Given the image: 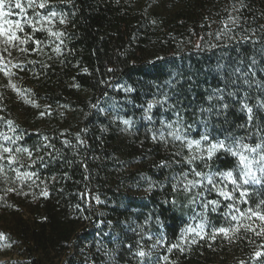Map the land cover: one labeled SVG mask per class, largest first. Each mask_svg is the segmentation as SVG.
I'll return each mask as SVG.
<instances>
[{"label":"trees","instance_id":"1","mask_svg":"<svg viewBox=\"0 0 264 264\" xmlns=\"http://www.w3.org/2000/svg\"><path fill=\"white\" fill-rule=\"evenodd\" d=\"M33 11L58 17L37 24L35 32L25 24L17 35L31 36L26 44L13 47L0 37V55L22 66L9 65V76L0 71V132L12 135L5 121L13 122L22 137L18 146L32 155L17 153L11 168L36 173L20 183L5 161L7 180L0 175V233L18 255L11 264H264L253 258L264 251V234H256L264 221H232L226 213H239L222 198L217 211L205 213L203 237L188 234L181 241V229L200 222L203 209L190 200L204 190L173 191V177L188 170L183 157L189 152L178 141L152 138L161 121H175L179 112L192 139H199L207 120L213 136L260 142L264 109L257 101H264V88L253 81L264 84V0H50L48 9H28L27 15ZM129 87L133 91L126 92ZM217 89L229 108L203 113L218 103L208 99ZM165 95L152 120L145 119L147 102ZM241 102L253 107L255 127L247 124ZM235 163L220 153L212 167ZM250 192L247 203L235 201L242 212L264 200V185ZM204 196L218 198L215 192ZM237 223L255 231L242 227L228 238L212 237L213 228ZM174 244L184 250L169 252ZM141 248L148 254L143 258L136 255Z\"/></svg>","mask_w":264,"mask_h":264},{"label":"snow or ice","instance_id":"2","mask_svg":"<svg viewBox=\"0 0 264 264\" xmlns=\"http://www.w3.org/2000/svg\"><path fill=\"white\" fill-rule=\"evenodd\" d=\"M50 7V0H0V37L4 38V43L6 45L16 46L15 42L19 41L20 44L28 43V40L32 39L31 36H28L26 39H21L17 32H23L24 25L27 24L33 28V32L40 29L36 28L37 24H41L43 27V22H52L54 18L58 17V13L55 11L47 12V15H44L38 11H33V15L30 17L27 15L28 9H48ZM13 9H18V12H13ZM13 14L23 17V19H9ZM38 17V19H36ZM60 22L64 23V19L60 18ZM50 34L56 36L57 38L62 33L51 32ZM39 45V41H34ZM62 43V42H61ZM58 53L60 51L59 45L55 49ZM7 47L4 48V52H7ZM26 51V49H22ZM10 55V53H9ZM255 64V61H253ZM9 65L13 68L22 67L19 64H11V61H5L3 55H0V71H3L6 76L11 75ZM236 71H240L237 69ZM249 72H252V67L249 66ZM243 75H247L244 73ZM254 76L255 73L252 72ZM257 84L258 87L264 88V84H261L258 81H253ZM11 83V81H10ZM245 84L251 86L249 80H244ZM12 87L15 89V85ZM19 91L18 89H16ZM126 92L133 91L131 87L124 89ZM30 91V90H29ZM229 97H234L237 95L236 92L227 93ZM168 97L165 95L163 100H150L147 102L146 107L144 108L145 119L151 121L152 116L151 112L154 107L158 104H163L167 101ZM209 101L216 99L217 104L212 105L207 109H202L203 113H213L216 112L217 115L224 114L229 105L224 103L223 90L217 89L213 95L208 97ZM26 103L34 104V101L26 100ZM37 106L38 105H34ZM47 107V106H46ZM173 107V105H169ZM241 111L246 113L247 124L253 125L254 120L257 119L256 114L254 113L253 107H250L247 103H240ZM257 108L264 109V101H257ZM46 113H41V116ZM177 119L175 121H161V129L159 130V135H153V140H159L164 143L169 142V138L173 142H180L182 149H187L189 152L188 156L183 157V165L188 166L187 171H183L177 177H173L177 181L173 185V191H177L181 186L183 190L187 193H191L193 189L202 188L204 191L196 192L192 196L190 203L197 204L199 203L200 207L203 209L197 216L200 218V222L195 226L188 225L186 228L181 229V241H184L185 236L188 234H194L195 236H200L201 238L204 235V230L208 226L206 224L207 217L205 213L207 211L215 212L217 211L219 204L222 198L225 201H232V203L227 204L228 209H234L235 212L239 213V216L232 215L230 212L226 215L231 216L232 221H239L241 217H246L251 220L252 217H257L259 220L264 221V200L260 201L255 208H248L246 211H241L235 205V201L240 200L244 203H247L248 197L251 195L250 186L253 185H264V136L260 137V142L256 143L255 146L245 143L244 137H236L232 133H228L224 136L223 139L219 136H213L212 132L209 129L207 120H202L201 123L204 125V131L200 134L199 139H192L190 137L191 126L185 127L183 124V118L177 112ZM3 119V118H0ZM8 125V131L12 133L9 135L6 132H0V175L7 180V173L5 172V164L15 172L14 180L24 183L26 180H31L36 173L29 171H20V168H11L12 165L18 163L17 153H27L31 157L32 153L27 148H22L18 146L17 142L22 138L16 133V128L13 127V122L8 120L5 121ZM124 124H130L129 120H124ZM243 127V125H242ZM167 131V134H166ZM258 132L264 131V128H257ZM47 139V138H45ZM15 146V147H13ZM220 153L228 154L235 158L236 163L233 168L226 170L213 169L212 161ZM175 155L180 156L181 152L175 153ZM39 159V157L37 158ZM197 162L203 164L204 169L206 170H197ZM33 164L36 163L35 160L32 161ZM173 163H178L173 161ZM161 167H168L169 163L166 161L160 162ZM23 167V165H21ZM191 175L194 178L188 179V176ZM231 186V187H229ZM7 191H16L15 188H8ZM215 192L217 199L208 200L204 196V192ZM44 196H47L48 193L45 191L42 193ZM199 198V199H198ZM2 199V197H0ZM197 217H193L196 219ZM246 228L250 231H255L251 225H245L242 223H237L235 226L229 228L220 227L213 228L212 237L215 238L216 234H223L226 238L229 237V234H235L240 231V228ZM257 235L264 234V229H261L260 232L256 233ZM0 239H4V234L0 233ZM196 240L193 239L191 243H195ZM10 246V245H9ZM172 248H180L178 244L172 245L169 248V252ZM264 248V245L261 246ZM183 251V248H180ZM139 257L143 258L148 255L142 248L136 253ZM253 258L258 261L261 258H264V251H256L253 254ZM164 260H167L168 257H164ZM243 264V262H241Z\"/></svg>","mask_w":264,"mask_h":264},{"label":"rangeland","instance_id":"3","mask_svg":"<svg viewBox=\"0 0 264 264\" xmlns=\"http://www.w3.org/2000/svg\"><path fill=\"white\" fill-rule=\"evenodd\" d=\"M98 222H101V219ZM12 244L16 246V243ZM9 249V244L4 239H0V264H11L13 260L18 258L17 253L15 251L10 252Z\"/></svg>","mask_w":264,"mask_h":264}]
</instances>
